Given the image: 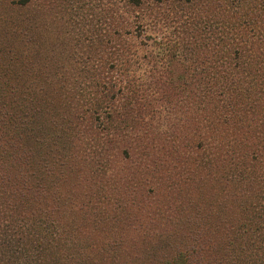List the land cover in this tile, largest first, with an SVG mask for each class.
<instances>
[{
  "label": "trees",
  "instance_id": "1",
  "mask_svg": "<svg viewBox=\"0 0 264 264\" xmlns=\"http://www.w3.org/2000/svg\"><path fill=\"white\" fill-rule=\"evenodd\" d=\"M247 3L253 37L239 39L244 48L227 44L219 72L264 70V0ZM128 22L114 29L115 42L124 44L119 36L135 19ZM198 45L183 44L189 52ZM123 46L110 47L105 73L85 65L73 85L0 80V264H264V107L236 109L210 94L205 116L187 113L175 90L184 76L166 63L178 55L146 44L125 63ZM192 58L184 69L202 80L211 69ZM174 111L177 121L169 120ZM161 121L165 131L155 136ZM173 124L181 131L169 138ZM190 127L193 152L183 137ZM188 148L204 156L202 164L191 158V173ZM202 165L221 168L220 187L214 176L207 186ZM118 194L131 195L132 208Z\"/></svg>",
  "mask_w": 264,
  "mask_h": 264
},
{
  "label": "rangeland",
  "instance_id": "2",
  "mask_svg": "<svg viewBox=\"0 0 264 264\" xmlns=\"http://www.w3.org/2000/svg\"><path fill=\"white\" fill-rule=\"evenodd\" d=\"M250 1L252 0H241L238 3L237 0H162L158 5H152L151 0H143L141 6L135 7L128 6L124 0H29L22 6L16 5L15 0H0V80L22 83L63 80L73 85L74 82L85 79V65L99 66L101 73H105L111 61L110 47L123 46L126 43L129 54L128 61L125 62L127 63L134 55H140L147 44L153 47V51L157 47L161 48L157 52L162 50L165 53L163 56L167 55L169 50L178 55L179 60H174L176 63L173 60L166 63L173 71L172 76L176 71L184 76L175 86L179 96L183 93V99L187 100L185 102L182 99L179 104L183 111L189 113L196 110L198 114L205 116L208 109H205L204 98L210 94L216 95V98L222 95L225 99L234 101L233 107L236 109L249 110L252 103L264 107V70L259 71L261 67L258 71L248 68L238 72L235 67V70L228 74L225 71L219 72V67H225L227 44L233 42L234 49L244 48L239 39L243 37L248 41L253 37L255 26H245L246 12L243 13L248 7L247 2ZM130 19H135V23L132 22L130 29H126L123 34L130 31L134 35L128 39L121 34L119 37L124 44L115 42L112 36L114 29H117L118 33L122 32L120 26L129 23ZM190 39L199 43L198 48L195 46L191 52L183 46L185 40H188L190 45ZM247 41L245 43H248ZM254 51L255 48L250 54L255 55ZM234 54L233 51L229 55ZM183 55L185 57L182 58ZM122 57L123 55L120 60ZM192 57H196L198 62L207 64L211 69L210 74L202 80L186 73L184 69V66L192 61ZM129 67L132 71L134 66L129 64ZM107 72L117 73V69L115 67ZM124 73L127 74L128 70H124ZM145 74L150 78L147 70ZM118 76L125 78L124 74ZM143 78L146 79V76ZM208 83L212 84L208 86ZM189 93L196 97L189 98ZM176 114V111L170 113L169 120L177 121ZM163 125L162 121L158 124L155 136L162 135L165 131L161 130ZM191 127V132L183 134V137L188 139L190 136L186 142L193 152L190 143L195 137V132ZM193 129L196 131V128ZM201 130L202 127L199 128V131ZM179 131L181 128L174 127L173 124L169 138H176ZM178 142L176 141V144ZM191 154L184 153V164L189 167L188 173H191V158L198 157V154L193 153V157ZM203 159L204 156H201L195 161L202 164ZM217 169L205 165L198 167L199 175L207 181V186L213 176L218 179L213 182H219V187L223 184L221 168ZM186 186L188 187L187 184ZM63 187L68 189V184ZM77 190L82 192V188ZM115 190L112 188L111 193L116 195ZM118 196L127 197L129 202L124 206L132 208L131 195ZM158 196L157 199H161V196ZM135 197L134 195V199ZM117 203L120 205L122 201ZM124 206L118 208V216L123 213ZM187 211L192 213L189 208L185 209V213ZM121 219L122 217L119 218ZM160 221L159 219L158 222ZM94 235L90 234L89 238Z\"/></svg>",
  "mask_w": 264,
  "mask_h": 264
}]
</instances>
